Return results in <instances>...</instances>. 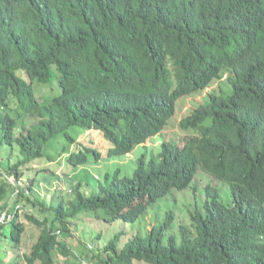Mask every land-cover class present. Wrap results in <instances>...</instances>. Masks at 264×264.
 <instances>
[{
  "label": "trees",
  "instance_id": "1",
  "mask_svg": "<svg viewBox=\"0 0 264 264\" xmlns=\"http://www.w3.org/2000/svg\"><path fill=\"white\" fill-rule=\"evenodd\" d=\"M217 81L220 94L193 101L180 121L193 137L162 139L133 176L119 169L92 183V166L160 136L181 101ZM0 156V171L29 183L0 186V264H57L60 254L64 264H264V0H0ZM199 170L230 186L232 205L209 189L207 218L169 212L98 254L70 248L80 243L72 220L138 225ZM65 180L71 199L37 196ZM23 199L44 217L24 214L42 229L30 254Z\"/></svg>",
  "mask_w": 264,
  "mask_h": 264
},
{
  "label": "rangeland",
  "instance_id": "2",
  "mask_svg": "<svg viewBox=\"0 0 264 264\" xmlns=\"http://www.w3.org/2000/svg\"><path fill=\"white\" fill-rule=\"evenodd\" d=\"M220 83H225V80L219 81ZM218 81L215 82L212 86L207 88L204 92L197 94L195 96L189 97L185 101H181L176 109V117H174L170 123V126L163 131V133L156 137L153 140L148 141L147 143L141 145L142 147H138L132 154H129L127 156L123 157H115L111 159H104L100 165H95L91 167L90 172V178L93 181V176L97 175L102 179L107 173L113 175L114 172H116L119 169H122L123 175L126 176H133L134 171L136 169V161L139 158L138 156L143 154L144 148H148L149 155H159L161 152L160 144L162 143V139L166 138H172L173 135H178V137L183 138V140H188L189 138L193 137L194 135L191 133H183L180 130L179 124L182 118L185 116V114L194 107L193 101L201 102L203 99V102H207V95L213 94L218 95L220 94V83ZM111 145H102L103 151H106L108 148H110ZM3 161V158L0 156V162ZM67 170V172L72 171V168L70 166H67L66 163L61 167H57V171H59V174L61 176H64L65 174L62 173V169ZM61 169V170H60ZM77 172V171H76ZM75 172V174H76ZM32 173V172H31ZM3 180H7L10 182L14 190L16 188L15 184L18 180L15 179L12 176L7 177V174L3 171H0V186L3 183ZM23 185L27 188V180H22ZM64 185L62 188L57 187L55 185L50 186L47 185V188H44V185L41 184V186H36V191L38 192L37 196L42 195L41 197L45 199H50L51 195L61 196V193L65 195L64 193H69L70 195H67L68 199H71V185L68 184L67 180L63 182ZM94 183V181L92 182ZM200 183V185L198 184ZM28 189V188H27ZM85 189L88 192H92L93 188H88L87 186ZM209 189H215L218 190L220 193V200H223L228 205L233 204V199L231 195L230 186L227 183H224L222 181L217 180L214 176L203 172L199 170L196 174L195 180L192 183L191 187L185 191V192H176L167 198H165L163 201L159 202L157 205L150 208V210L147 213V216L143 218L135 225V224H124V223H117V224H107L103 219H96L95 213H91V218H87V216L82 215L79 218H76L70 222V229L72 231L73 236L76 240H78L80 243L76 244L74 243V246L71 245L70 248L73 249L77 254L82 253L84 250L82 247L85 245H92V248H89L92 252L95 254L99 253V250L102 249L106 244H108L116 233L123 229H128L129 234L122 238L125 242L128 241L133 237V235L136 233V231L145 232L146 230H151L158 222L159 220L165 219L169 214V212H176L177 216H174L179 219H186L190 221V224H192L191 215H199L200 217L207 218L210 215V208L213 207L214 204V195L209 194ZM13 190V192H14ZM17 191V189H16ZM18 193V191H17ZM46 195V197L44 196ZM15 200V199H14ZM13 200V201H14ZM8 201H11V198H9ZM12 203V202H10ZM27 200L23 199L21 200L19 206L23 209L21 210V215L23 222L26 224V233L23 238V245H21V252H25L27 254H30L33 246L37 243L42 229L39 228L36 224H33L29 221H27L24 218V214H34L38 217L44 218L43 214H40L38 212V209L33 208L31 205H27ZM4 204L0 203V222L4 221L6 217L9 216L3 212ZM10 207V206H9ZM143 220L142 223H140ZM195 223V221H194ZM201 223V222H200ZM135 225V226H134ZM179 231V226L176 224L174 228L171 230L172 234H176ZM103 233L102 240L98 243L96 242L95 238ZM166 234L165 240L169 238V235ZM197 233V232H196ZM179 234V233H178ZM72 239V238H71ZM72 239V240H75ZM12 258V254H8L7 261L10 262ZM71 264H75V259L70 258ZM88 262V263H86ZM85 264H93L94 261L88 260ZM65 258L62 254L57 255V264H64ZM25 264V263H24ZM36 264H41V262H37ZM146 264V263H144Z\"/></svg>",
  "mask_w": 264,
  "mask_h": 264
},
{
  "label": "built area",
  "instance_id": "3",
  "mask_svg": "<svg viewBox=\"0 0 264 264\" xmlns=\"http://www.w3.org/2000/svg\"><path fill=\"white\" fill-rule=\"evenodd\" d=\"M22 181L21 180H18L16 183H14L15 184V186L17 187V188H24V185H23V183H21ZM18 191V190H17ZM88 247L89 248H92V245H88ZM85 264V263H84Z\"/></svg>",
  "mask_w": 264,
  "mask_h": 264
}]
</instances>
